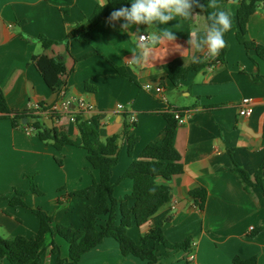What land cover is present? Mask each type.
Here are the masks:
<instances>
[{"label":"crops","instance_id":"1","mask_svg":"<svg viewBox=\"0 0 264 264\" xmlns=\"http://www.w3.org/2000/svg\"><path fill=\"white\" fill-rule=\"evenodd\" d=\"M241 1L217 0L232 19V27L224 37L228 44L224 63L193 71L191 57L200 54L189 48L188 39L193 28H199L198 35L203 36L208 23L203 12H193L190 20L177 17L160 25L175 32L174 44L180 47L172 43L157 45L155 61L135 67L128 59L137 51L136 43L121 31L123 18L110 23V18L103 19L92 28L89 42H81L73 35V31H80L76 29L78 25L88 27L95 9L107 0H0V89L11 111L28 112L41 105L55 108L65 116L68 137L74 141H79V132L70 117L78 114L79 101L92 108L82 112L83 119L100 118L102 141L121 137L131 124L128 116L136 117L129 131L139 141L129 155L126 140H118L119 162L112 170L114 183L150 143L161 138L167 125L165 113L183 111L186 120L178 125L175 136L183 173L168 183L170 202L147 224L128 231L138 241L162 224L169 242L192 239L191 253H170L160 264H186L191 257V264H233L237 256L264 264V192L259 187L247 192L231 172L235 163L253 178L264 164V60L253 50L247 52L238 40L236 14ZM137 30L148 35L147 24H133L130 28L131 33ZM40 36L57 44L46 49L38 40ZM247 37L264 46L262 7L251 16ZM43 55L65 57L63 96L46 85L36 68V59ZM168 66L172 69L167 72ZM146 85L163 91H148ZM244 98L253 100L254 113L250 117L239 114ZM62 101L70 102V112L60 108ZM119 105L124 110H119ZM40 113L47 128L59 127L48 111ZM100 177L85 149L67 145L58 151L52 144L42 142L30 128L15 127L10 116L0 113V238H35L40 228L35 209L46 212L56 225L83 230L85 209L96 205L97 198L66 195L91 187ZM31 178L42 196L29 194L23 199L26 207L11 206L9 198L28 192ZM197 188L208 192L204 211L196 207L190 195ZM131 189L132 181L123 180L115 187L114 197L122 199ZM100 222L104 223L105 218ZM256 230L258 234L250 238L249 234ZM52 240L59 245V254L52 253ZM45 246L41 264H59L58 256L69 258V245L58 234L49 235ZM157 252L167 256L162 246L157 247ZM0 264L11 263L5 259ZM77 264L148 263L124 257L118 242L106 238Z\"/></svg>","mask_w":264,"mask_h":264},{"label":"trees","instance_id":"2","mask_svg":"<svg viewBox=\"0 0 264 264\" xmlns=\"http://www.w3.org/2000/svg\"><path fill=\"white\" fill-rule=\"evenodd\" d=\"M200 4L206 5L207 0H198ZM122 7H131L127 0H107L104 6H98L93 15L88 20V27L78 25L77 33L73 35L81 42H89L91 39V30L105 18H110L113 11ZM262 7L264 10V0H242L236 14L238 26V40L245 47L247 52L255 51L261 60H264V46L251 41L247 37V26L251 16ZM193 12H203L199 7H195ZM210 9L203 13L208 15ZM39 42L46 49L56 45L53 40L45 36L38 38ZM226 40V39H225ZM228 44L215 59H209L205 63L193 64L190 69L201 71L216 64H223ZM36 68L41 74L46 85L55 93H60L64 87L63 76L67 73L65 57L57 56L50 58L46 55L40 56L35 61ZM172 69L167 67V72ZM123 77L130 79L123 75ZM48 111L44 105L40 106V112ZM181 114L183 111L178 110ZM0 113L10 116L13 126L30 128L37 137L47 144H52L58 151L64 146L72 145L85 149L87 159L92 168L100 171V181H94L91 187L76 191L66 195V197H79L87 200L97 198L96 205H89L84 212L85 227L78 230L70 227L56 225L51 216L40 209L33 212L40 219V228L35 238L14 237L9 239L0 238V261L8 260L11 264H41V257L46 249L45 243L49 235L58 234L69 245V258L63 260L58 256L59 264H77L82 256L92 249L96 248L106 238L115 239L120 247L121 254L124 257L133 256L148 264H160L161 260L168 257V254L183 251L191 253L193 250L192 239L188 238L181 243H171L165 237L163 225L159 224L152 228L148 233L141 236L138 241L130 237L128 231L133 226L141 227L149 222L165 205L170 202L171 186L168 184L173 177L183 173L181 156L175 147V136L178 128V121L171 111L165 113L167 125L160 139L150 143L140 154L139 159L135 160L128 170L119 177L118 181H112V170L119 162L120 147L118 140L123 138L127 142V150L132 155L134 147L139 138L129 131L132 124L126 126L125 131L120 136L101 140V123L99 117H92L89 120L83 119L82 113L75 114V124L79 132V141L69 139L64 117L57 112H52L53 119L62 120L59 127L47 128L41 121L40 116H30L27 112L11 111L7 105L5 95L0 89ZM27 118L34 120L32 123L23 125L20 119ZM264 164L254 174L253 178L245 170L234 163L231 172H233L244 189L250 192L253 187H259L264 192ZM132 181V189L129 194L122 199L114 197L115 187L123 180ZM159 180H163L160 183ZM29 194L42 196L37 186L31 178L30 190L28 192H18L17 196L9 198L11 206L26 207L24 197ZM196 207L200 211L205 210L208 199V192L205 188H197L190 193ZM59 204L60 201H58ZM105 222L101 223V219ZM259 230L249 234L254 238ZM53 254H59V245L52 240L50 242ZM162 246L167 252V256L158 255L157 247ZM186 264H191L189 261ZM233 264H256V259L245 260L241 257H235Z\"/></svg>","mask_w":264,"mask_h":264},{"label":"clouds","instance_id":"3","mask_svg":"<svg viewBox=\"0 0 264 264\" xmlns=\"http://www.w3.org/2000/svg\"><path fill=\"white\" fill-rule=\"evenodd\" d=\"M195 7H199L203 12L206 9H217L208 12L206 17L208 23L204 26L203 36L198 35L199 28H193L189 34V48L200 54L193 55L191 62L200 64L220 55L226 46L225 34L232 27L229 12L224 10L217 0H207L206 5L200 4L198 0H131L130 8L122 7L110 14L109 23L123 18L125 23L121 25V31L127 33L130 38H134L137 48L128 60L135 67H143L155 61L157 45L172 43L173 46H179L174 44L175 32L161 28L160 25L169 24L177 17L185 20L192 19ZM133 24H147L148 35L141 34L139 30L137 33H131L130 28Z\"/></svg>","mask_w":264,"mask_h":264},{"label":"built area","instance_id":"4","mask_svg":"<svg viewBox=\"0 0 264 264\" xmlns=\"http://www.w3.org/2000/svg\"><path fill=\"white\" fill-rule=\"evenodd\" d=\"M145 89L148 90V91L154 89L155 92H157L159 94H161L162 91H163V89L161 87H155L154 88V87H152L150 85H146ZM60 94L62 96L65 94L64 88L61 89ZM78 105H79L78 113H82L84 111L92 110V108L89 105H87L84 101H79ZM240 106H241L240 112H239L240 116H242V117H250V116L253 115L254 106H253V100L252 99H249V98L242 99L241 103H240ZM60 108L63 109L65 112H70L71 111V104H70L69 101H62L61 104H60ZM118 109L121 110V111L124 110L123 105H119ZM51 111L52 112H56V109L55 108L51 109ZM52 112H51V114H52ZM171 113H173L175 118L177 119L178 125H182V124L185 123L186 118H185V115L183 113L181 114L178 110H171ZM27 114L30 115V116H33V117L40 116L41 115L40 107H38V106L35 107L33 110L28 111ZM128 119H129L131 124L135 123V121H136V117L133 116V115L128 116ZM70 121L75 123V117L71 116L70 117ZM56 122L60 126L62 121L61 120H56ZM189 261L193 262L194 261L193 257H191L189 259Z\"/></svg>","mask_w":264,"mask_h":264},{"label":"water","instance_id":"5","mask_svg":"<svg viewBox=\"0 0 264 264\" xmlns=\"http://www.w3.org/2000/svg\"><path fill=\"white\" fill-rule=\"evenodd\" d=\"M20 122L23 124V125H27L28 123H32L34 122V120H29L27 118H22L20 119Z\"/></svg>","mask_w":264,"mask_h":264}]
</instances>
